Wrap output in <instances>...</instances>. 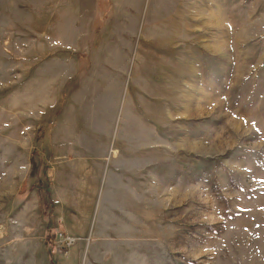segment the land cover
I'll list each match as a JSON object with an SVG mask.
<instances>
[{"label": "rangeland", "instance_id": "rangeland-1", "mask_svg": "<svg viewBox=\"0 0 264 264\" xmlns=\"http://www.w3.org/2000/svg\"><path fill=\"white\" fill-rule=\"evenodd\" d=\"M116 4L0 0V264H264V0Z\"/></svg>", "mask_w": 264, "mask_h": 264}, {"label": "trees", "instance_id": "trees-1", "mask_svg": "<svg viewBox=\"0 0 264 264\" xmlns=\"http://www.w3.org/2000/svg\"><path fill=\"white\" fill-rule=\"evenodd\" d=\"M57 111H59V109H57ZM47 167H48V162L47 161H42V168H43V170L42 169L41 170L40 169L37 170L39 172L40 171L42 172V177L43 178L40 179L41 185H44L43 183H45V181L48 182L47 181L48 180L47 179V175H46V169H47ZM40 192H42V193L45 192L46 193V207H45L43 213H44V217H47V220H49V224H51L52 223V220L54 218V214H53V206L49 203V200H47V196L50 193V190L48 189L47 186H45V191L43 192V190H40ZM49 230L51 231V227H49L48 231ZM55 238H56V233H54V232H48L45 235V237H44V241H43L44 242V246L46 248H49L50 250L56 248L57 246L54 243ZM62 249H64L65 251H67L66 249H68V248L63 247ZM55 258L56 257L54 255V253H52L50 255V263L51 264H57Z\"/></svg>", "mask_w": 264, "mask_h": 264}, {"label": "crops", "instance_id": "crops-1", "mask_svg": "<svg viewBox=\"0 0 264 264\" xmlns=\"http://www.w3.org/2000/svg\"><path fill=\"white\" fill-rule=\"evenodd\" d=\"M95 1V3H97V0H94ZM106 1H109V2H111L112 3V5H114L113 6V9H117V4H116V1L117 0H106ZM79 10H78V15L79 16H85V17H88V16H93V15H95V13H97V11L96 10H93V12H91L89 9H85V8H78ZM64 64L65 63H63V66H64ZM66 80H68V76L65 78V80L64 81H66ZM64 83V82H63ZM63 85V84H62ZM64 85H63V88L61 89V91H62V93H64L63 91H64ZM68 104V101H66L65 102V104H64V106H63V110H64V108L66 107V105ZM61 113H62V111H61ZM50 141H53V138H52V136H51V138H50ZM91 144H94V145H99L100 144V140H96V139H94L93 140V143L92 142H90ZM118 150V149H117ZM99 153V152H98ZM113 153L115 154L116 153V150H113ZM100 155H101V153H99ZM54 158H55V154H54V157H53V159L52 160H48L47 162H48V167H47V169H46V175H47V179L48 178H50V179H52L53 180V177H54V175H55V160H54ZM50 161H51V164H50V166H49V163H50ZM97 165H99V168H100V172H101V169H102V166H101V162L100 161H98V158H97V160L95 161V163H94V171H95V168H96V166Z\"/></svg>", "mask_w": 264, "mask_h": 264}, {"label": "built area", "instance_id": "built-area-1", "mask_svg": "<svg viewBox=\"0 0 264 264\" xmlns=\"http://www.w3.org/2000/svg\"><path fill=\"white\" fill-rule=\"evenodd\" d=\"M57 242H59L63 247L70 248L76 243L75 238L64 236L63 234H56Z\"/></svg>", "mask_w": 264, "mask_h": 264}]
</instances>
